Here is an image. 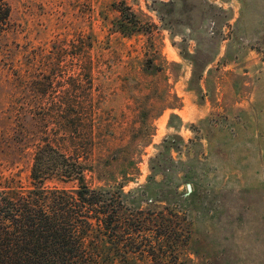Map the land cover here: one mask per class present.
<instances>
[{
    "label": "rangeland",
    "instance_id": "obj_1",
    "mask_svg": "<svg viewBox=\"0 0 264 264\" xmlns=\"http://www.w3.org/2000/svg\"><path fill=\"white\" fill-rule=\"evenodd\" d=\"M32 133L184 218L187 264H264V0H0V165L23 188Z\"/></svg>",
    "mask_w": 264,
    "mask_h": 264
},
{
    "label": "trees",
    "instance_id": "obj_2",
    "mask_svg": "<svg viewBox=\"0 0 264 264\" xmlns=\"http://www.w3.org/2000/svg\"><path fill=\"white\" fill-rule=\"evenodd\" d=\"M22 79L17 72V86ZM19 97L18 92L1 97L17 117ZM63 131L67 137L68 130ZM75 143L65 138L40 141L36 133L25 134L21 147L34 149L28 188L18 186L0 165V264L191 262L176 248L183 239L182 217L141 210L132 205L124 185L92 188L86 180L90 168L84 147ZM52 182L77 186H48Z\"/></svg>",
    "mask_w": 264,
    "mask_h": 264
}]
</instances>
